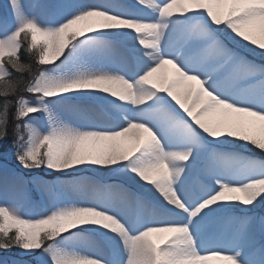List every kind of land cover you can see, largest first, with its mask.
<instances>
[{"label": "snow or ice", "instance_id": "obj_1", "mask_svg": "<svg viewBox=\"0 0 264 264\" xmlns=\"http://www.w3.org/2000/svg\"><path fill=\"white\" fill-rule=\"evenodd\" d=\"M10 125L48 197L0 203L11 264H264V0H8Z\"/></svg>", "mask_w": 264, "mask_h": 264}, {"label": "rangeland", "instance_id": "obj_2", "mask_svg": "<svg viewBox=\"0 0 264 264\" xmlns=\"http://www.w3.org/2000/svg\"><path fill=\"white\" fill-rule=\"evenodd\" d=\"M86 3H100L102 0H84ZM126 3L132 4L133 0H125ZM8 7V0H0V13H4L7 11ZM6 151H0V203H3L6 199L10 200L13 194L16 191H22L24 197L27 201H30L33 205H43L47 203L48 197L46 193H41L40 186L34 183H20L18 180L19 177L23 176L24 180H30L31 177L28 173H22L20 170V166L18 162L13 158L10 159L13 155L11 154V148H5ZM240 151L238 147L235 149ZM257 150L248 151L245 154L252 156L257 159L260 158L254 153ZM259 152V151H258ZM46 181H57V180H65L69 179L70 177H62L57 176L52 173L40 171L37 173ZM82 176L92 177L93 179H99L106 182H121L123 181L124 177L115 178L112 174L107 172H93V171H85L80 173ZM55 177V180H54ZM40 209L37 208V211ZM257 216L264 215V206H258L253 210ZM237 214L239 210H237ZM20 249L13 248L11 251H0V264H3V261L7 260L9 264L14 259H20ZM25 259H30L29 257H24Z\"/></svg>", "mask_w": 264, "mask_h": 264}, {"label": "trees", "instance_id": "obj_3", "mask_svg": "<svg viewBox=\"0 0 264 264\" xmlns=\"http://www.w3.org/2000/svg\"><path fill=\"white\" fill-rule=\"evenodd\" d=\"M21 58H22L23 62H25V63H31V58H30V56H29L26 52H23V51L21 52ZM250 58H251V57H250ZM34 70H35V69H34ZM29 98H31V97H29ZM9 127H10V135H9L8 140H6V141L4 142V150H3V151H6L5 148H9V149H10L11 139H12V136H11V125H10ZM254 155H256V156H258V157L264 159V156H262V155L260 154V152H258V151H256V152L254 153ZM13 158H14V156H12L10 159H13ZM14 159H15V158H14Z\"/></svg>", "mask_w": 264, "mask_h": 264}]
</instances>
